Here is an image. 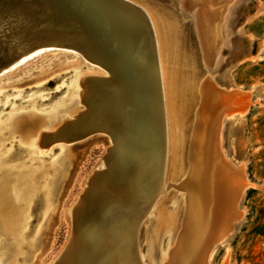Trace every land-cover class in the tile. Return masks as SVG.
<instances>
[{
  "label": "bare ground",
  "instance_id": "bare-ground-1",
  "mask_svg": "<svg viewBox=\"0 0 264 264\" xmlns=\"http://www.w3.org/2000/svg\"><path fill=\"white\" fill-rule=\"evenodd\" d=\"M15 2L17 5L11 12L15 11L16 17L25 21V27L20 28L17 20H0V29L8 30L5 34L8 37L7 42L0 41V55L6 56L8 53L13 54L29 48L30 45H37L17 54L18 56L0 69V74L8 70L10 73L45 52L50 47L45 45L47 42L62 43L67 54L84 56L105 71L79 73L78 68L70 67L60 73L59 68L51 73L53 78L48 79L51 74L43 76L35 86L15 89L0 87V140L12 131L18 132L21 137H29L40 123L39 118L32 115L35 112L45 115L48 124L53 126L50 130L36 132L34 141L28 143L29 145L18 143L16 150L11 144L5 153L3 150L6 143L0 142V234H3L0 237V264H10L11 257L22 248L24 253L19 264H35L37 258L38 264H41L44 253L50 247L45 241L40 243L38 237L49 213L62 206V198L60 201L59 198L54 201V192L60 177L68 173H65V168L66 164H71L73 153L69 150V145L58 146L60 148L56 154L53 153L54 147L46 151L38 150L37 145L41 143L43 147L50 146L58 140L68 142L96 132L109 135L110 140L101 138L106 143L108 154L103 155L99 163L85 176L82 189L66 209L72 227L71 233L68 241L51 258L49 264H121L125 257L124 264L127 259L128 264H133L130 255L134 256V264H148L142 260L140 230L137 241L134 238L137 224L148 212L147 216H150L159 207L160 195H163L167 187V180L173 181L169 183V187L172 185L174 188L191 191L190 187L185 185L187 183L182 184L181 181L190 171L188 161L192 160L190 156L192 157L193 149L199 150V153L195 155L198 158V172L193 177L191 188L193 200H198L197 203L193 201L197 215H194L193 210L194 213L190 217L192 235L186 238L188 233L182 231L185 226L186 208L189 205L188 203L185 206L184 201L186 202L190 194H186L185 190L186 193H181L177 208L168 207L156 218V228L154 227L152 238L148 241L152 242L153 251L157 253L149 256L153 262L150 264H165L162 260L161 243L162 234L168 231H171L172 236L168 240L170 244H167L169 247L164 256L169 259L174 244L179 242L183 250L181 264H214L213 258L220 248L228 253L235 223L246 213L243 196L249 185L245 161L233 159L231 143L226 141L234 128L232 122L243 117L251 105L245 101L242 87H227L228 90L217 87L211 81L210 74L205 72L207 64L204 65L198 48L197 58L193 62L195 73H185L188 76L183 79L181 86L177 82L175 88L169 86L167 90L163 77V62L160 58V54H165L162 48L164 38L162 39L163 36L159 32L155 11L152 7L143 5L141 0H60V7L63 8L60 11L65 10L66 15L63 18L62 14L55 17L57 20L52 19V13L49 14L48 11H45L48 19L31 17L20 5L21 2L24 5L23 0ZM183 2L185 3V0ZM200 3L206 13L205 28L203 27L208 28L205 32L206 43L216 54L220 42L219 23L223 8L215 0H200ZM48 7L45 4L46 10ZM50 10L54 11V7ZM197 23L199 24L198 21ZM147 28H150L151 34ZM0 33L3 31L0 30ZM262 45L264 46V38ZM62 74L69 75L52 87L51 91H32L23 98L26 89H43L42 87L48 86L52 79H59ZM61 91L63 94L56 98ZM207 91L214 96L209 100L215 104V108L212 107L208 112L205 111L201 99ZM247 91L251 101L255 102L257 96L254 97L252 89ZM231 92L233 95H230ZM54 93L55 100L36 111L35 106L50 100ZM80 102L85 103V108L77 110V104ZM31 103L32 107L29 106ZM21 105L28 106L29 109L24 110L26 108ZM19 106L22 109H18ZM211 112H214V115ZM201 116L207 119L209 133L198 138ZM211 116L213 118H210ZM46 132H49V135L44 136ZM20 150L31 151L30 158L37 157V160H30L32 167L17 168L18 163L13 162L7 166L3 164L10 155L12 157V154ZM45 158L50 160L44 163L42 160ZM35 161L38 162L37 165ZM49 170H55L53 176L44 174ZM98 175L103 178L101 177L99 182L97 198L106 197L112 204L111 220L115 213L117 217L127 214L130 220L125 222L124 217L120 216L118 218L123 224L116 226L111 223L112 226H107V222H102L101 229L97 228L98 231L90 235L92 240L89 241L80 236L82 232H79V228L86 226L85 199L92 181ZM49 180L53 181L51 185ZM9 181H12V184L10 192L7 193ZM10 201L16 209L8 206ZM39 204H43L41 219L33 227L29 237L30 215ZM228 204L233 207L229 210L228 217L220 218L225 222L222 225L218 218L227 214L225 210ZM90 209L88 208V211ZM115 220L118 219L114 218V222ZM135 220V227H132L131 223ZM130 226L134 229H131L134 234H130ZM18 228H21V232H16ZM32 256L34 261L31 260ZM145 256L148 258L147 253Z\"/></svg>",
  "mask_w": 264,
  "mask_h": 264
},
{
  "label": "rangeland",
  "instance_id": "rangeland-1",
  "mask_svg": "<svg viewBox=\"0 0 264 264\" xmlns=\"http://www.w3.org/2000/svg\"><path fill=\"white\" fill-rule=\"evenodd\" d=\"M183 1L184 0H141V3L143 5H146L147 7L150 6L155 11V16L158 19V29L161 33V36H163L162 39L164 38L162 48L165 54H160V58L163 62V74H165V76L163 77L165 79V86L167 87V90L169 89V86L175 88L177 86V82H179V86H181L180 84L182 83L183 79H186V76H188L185 73L192 75L195 73L193 62H195V58H197L198 48L202 50L204 46L203 50H205L201 51L199 49V53L201 58L204 59H202L204 61V65L207 64L205 67V72L206 74L208 73V75L210 74L209 76H211V81H213L217 87H223L224 89L226 88V90H228L227 87L234 88L237 85L241 86L243 95L244 97H246L244 98L245 101L251 103L249 110L245 113V115L241 118L235 119L232 122L234 128L230 131L228 140L225 139L226 141H228V143L229 141L231 143V155L233 159H243L246 163L245 169L249 176V185L247 186V189L245 190L243 196V204L246 208V213L242 217H239V219L235 223L234 233L230 239L229 252L227 251L228 253H225L224 249L220 248V250L215 254L213 258V263L264 264V46L262 45V39L264 38V0H215V2L218 1V3L221 4L223 8V14L219 23V28L221 29L219 33L220 42L216 54L214 53L215 50L211 49L210 46L208 47L206 43L205 32L208 31L207 26L206 29H204L206 13L201 6L200 0H185V3ZM189 3L190 5H188ZM196 20L199 22V24ZM197 25L198 27H200V30H198ZM199 31H201V36L199 34ZM198 36L199 38L202 37V39H199ZM198 39L202 41L200 42ZM198 43L200 46L198 45ZM203 52L206 54H204ZM210 55L212 56L210 57ZM205 59L207 60L205 61ZM189 62L191 64H189ZM70 67L78 68L79 73H87L88 71H105L103 68H101V66L88 61L84 56L67 54L66 50H52L49 52H43L40 55L31 58L23 65L10 71V73H7L6 75L0 77V87L4 89H15V87L22 88L24 86L23 88H27L30 86H35L39 84V79H42L43 76L55 72V69L57 70L61 68V70L59 71L61 73L64 72L62 70L69 69ZM172 68L174 70L173 72ZM68 75L69 74H62L60 76L61 78L59 77V79L55 77L49 82L48 86L42 87L43 89H41V87L26 89V91H28L24 92L26 96L24 95L23 98H26L27 94L32 91H35V93H40V91H51L52 87L59 84L61 80H63ZM53 76L54 75L52 74L49 75L48 79H50V77L53 78ZM46 80L47 78L44 79V81ZM191 81L193 82V80ZM249 88L252 89L254 97L257 96V100L255 102L251 101L249 92L247 91V89ZM60 93H58L57 97L56 94L53 95L51 98L52 100L50 99L51 101L48 100L42 104L36 105V111L41 110V108L46 105H50L55 100L53 98H58L59 95L63 94V91H61ZM230 95H233V93L231 92ZM202 97V105L205 106L206 112L211 111L213 109L212 107L215 108V104L213 103V101L210 102L209 100L210 97H214L213 95H211L207 91ZM30 105L32 107V103L29 104V106ZM77 105V110L85 108L84 102H80ZM21 106L25 107L24 105ZM21 106H19L18 109H22ZM25 108L26 109H23H29L28 106H26ZM32 115L38 117L40 120L39 126L36 128V131L30 133L29 137H21L19 133L15 131L10 132V134H5V136L7 137L0 140L1 143H6L3 152L6 153L7 149L11 147V144L13 149L15 150L17 149L16 146L18 143L26 146L28 143H32L34 141V134L36 132H43L45 130H50V128H53V126H50L48 124L47 117L45 115H42L41 113L37 114V112L32 113ZM212 115H214V112L212 113ZM210 118L213 117L211 116ZM203 121H205L206 123ZM200 128L201 130L198 132V138L204 137L209 133L207 119H203L202 116L200 117ZM134 129H136L135 123ZM101 138H106V141L110 140V137L107 133L96 132L95 134H89L87 136H84L83 138H77L68 142L64 140H58L52 143L50 146L43 147L40 145L41 143L37 145L38 150L44 149L46 151H48L51 147H54L53 153L55 154L59 151L60 147L58 146L69 145L71 146L69 150L71 151V153H73V157L70 160L71 164H69L68 166L66 164L65 173L66 171L68 173L60 177V181L54 192V201L57 198H59L60 201V199L62 198V206L57 208L54 207L55 209L49 213L43 223V229L38 237L40 243L42 241H45L50 245L49 249L43 255L41 264H49L51 258L61 249V247L65 245L64 243L68 241L67 238H69L70 236L72 227L70 225L66 209L72 204L76 194L82 189V182L84 181L85 176H87V174L91 172V170L99 163L103 155L108 154L106 153V143ZM29 153L30 155L32 154L29 150H20L14 155L12 154V157L10 155L9 158L3 161V164L7 166L12 164L11 162H13V164L18 163L17 168H24L28 166L32 167L31 161L34 159L37 160V157L30 158ZM198 153L199 150H192V157L190 156L192 160L189 159L188 161L190 171L186 173L184 179L181 181L182 184L187 183L185 185L190 187L191 191L189 192L185 188H174L172 185L171 187H169V183H173V181L172 179L171 181L167 180L165 182V185L167 187H165L163 195H160L161 202L158 204L159 207H157V209L153 211L150 216H147L149 214L148 212V214L141 218L135 230L137 234H134V229L132 228L133 226L135 227L136 220L131 223L132 227H128L130 234H134V238L136 239V241L138 238V231L140 230V249L142 260L144 263H153L150 258V255H153L154 253L153 244L150 240L148 241V239L153 235L154 229L156 228L157 216L166 211L168 207L170 209L177 208L180 203L179 201L181 200V193H186V191V194H188V192L190 194H188L186 202L184 201V203L185 206L189 203V207L187 206L186 208L187 211L186 220L184 223L185 226L182 227V231L188 233L185 236L186 238H189L192 235L193 226H189L192 225L190 217L192 216L194 211V215H197V210H195L196 208L194 209L193 204L194 202L197 203L198 200H193L191 188L194 183L193 177L198 172V158L197 156H195ZM24 160H26L27 162H25ZM48 160H50V158H45L42 160V162L47 163ZM35 164L37 165L38 162H36ZM19 165H21V167ZM190 165L192 167H190ZM55 170H49L48 172H44V174L46 176H53ZM101 177L103 178L102 175L96 176V178H94L91 183V186L94 185V188L90 186L91 189L89 188L88 190V197L86 196V199H88H85V203H87L85 204L86 209L84 210V213H87L86 226L83 229L79 228V232H82L80 236L89 241L92 240L90 235L93 232L96 233L99 228L101 229V226L103 225L102 222H107V226L110 223L113 226H116L123 224V222L120 221V218L124 217L125 222H129L130 220L128 219L129 217L126 216L127 214L123 216L120 215L122 217L118 216L120 217L118 218L116 216V213L113 215V221L111 220V211H113L111 206L112 204L106 199V197L97 198V195L99 193V182L102 180ZM48 182L49 185H51L53 181L49 180ZM11 184L12 181H9L7 186V193L10 192ZM93 191L95 196H93ZM89 202H91V204ZM234 202H236V198ZM42 205L43 204L36 205L34 208L35 210L33 209V212L30 215L31 220L28 229L29 237L31 236L30 232L32 231L33 227H35L41 219L40 212L41 209H43ZM96 205L97 208H95ZM229 205L230 204H228L227 209L225 210L227 214H224V216L221 215L218 218V220H220L219 222L222 225H224L223 223L225 222L221 221L220 218L226 216L228 217V214H230L229 210H231V208L233 207L232 205ZM8 206L16 209L11 201ZM87 207L89 209L91 208L92 210L90 209L88 211ZM235 213L238 214V212ZM16 214L19 213H15V215ZM114 218L118 220H115L114 222ZM111 224L109 226H112ZM140 224L142 225L139 226ZM94 226L96 228H94ZM17 231L21 232V228H18L16 232ZM168 232L162 234V260L165 264H181L183 263V250L179 242H176L174 244L169 259L164 256V253L167 251V247H169V245L167 246V244H170V241L168 240L172 236L171 231L169 233ZM1 235L3 234H0V237ZM125 236L127 235L125 234ZM149 244L151 247L149 246ZM128 252L129 251H127V253ZM23 253L24 248L20 249L15 255L11 257L10 264H19L22 261ZM145 253L148 254V258L145 256ZM156 253L157 252L155 251L154 255ZM132 256L130 255L134 264V256ZM33 259L34 258L32 256L31 260ZM125 259L126 257L123 260L126 261ZM124 261H122L121 264H124ZM35 264H38V258ZM125 264H128V259Z\"/></svg>",
  "mask_w": 264,
  "mask_h": 264
},
{
  "label": "water",
  "instance_id": "water-1",
  "mask_svg": "<svg viewBox=\"0 0 264 264\" xmlns=\"http://www.w3.org/2000/svg\"><path fill=\"white\" fill-rule=\"evenodd\" d=\"M16 0H0V20H2L3 22H9L10 20H17V23L19 25L20 28H24L25 27V21H23L22 18H17L16 15L17 13H15V11H13V13L11 12V10H14L13 8L15 7V5H17V3L15 2ZM21 1V0H20ZM24 5L21 2V6H23L24 11H26V14H30L31 17H37L42 18L44 17L48 19L47 13L45 11H48V13H52V19L61 15L62 14V18L64 17V15H66L64 13V11H60L61 8L60 6V0H23ZM45 4L48 5V10L45 9ZM54 7V11L50 10L51 7ZM50 10V12H49ZM67 11V10H66ZM55 13V14H54ZM10 14V15H9ZM15 14V15H13ZM2 15V16H1ZM57 20V18H55ZM1 28V27H0ZM1 32L3 31V33H0V41L6 43L8 37L5 36V34L7 33V29H0ZM148 32L151 34L150 32V28H147ZM9 44V43H8ZM1 45V43H0ZM36 44L30 45V47H26L24 49H21L19 51L14 52L13 54H6V56L0 55V69L5 66L6 64H8V62L12 59H14L16 56H18L19 54L32 49L34 46H36ZM45 45H48L50 47H48L45 52H49L52 50H61L64 51L63 46L65 47L64 44L62 43H52V42H47ZM18 54V55H17ZM14 55V56H13ZM8 71H5L4 73L0 74V77L5 75L6 73H8ZM55 94V93H54ZM49 135V132L44 133V136ZM126 155V154H125ZM37 162V161H35ZM23 170V169H22ZM26 170V169H24Z\"/></svg>",
  "mask_w": 264,
  "mask_h": 264
}]
</instances>
